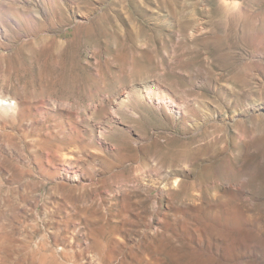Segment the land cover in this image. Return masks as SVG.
I'll return each mask as SVG.
<instances>
[{
  "label": "rangeland",
  "instance_id": "obj_1",
  "mask_svg": "<svg viewBox=\"0 0 264 264\" xmlns=\"http://www.w3.org/2000/svg\"><path fill=\"white\" fill-rule=\"evenodd\" d=\"M0 264H264V0H0Z\"/></svg>",
  "mask_w": 264,
  "mask_h": 264
},
{
  "label": "bare ground",
  "instance_id": "obj_2",
  "mask_svg": "<svg viewBox=\"0 0 264 264\" xmlns=\"http://www.w3.org/2000/svg\"><path fill=\"white\" fill-rule=\"evenodd\" d=\"M157 95V94H156ZM155 93H153V92H151V90H149V91H146L145 90V92L143 93V96L145 97V98H149V99H153L155 96ZM157 97V96H156ZM7 103V102H6Z\"/></svg>",
  "mask_w": 264,
  "mask_h": 264
}]
</instances>
